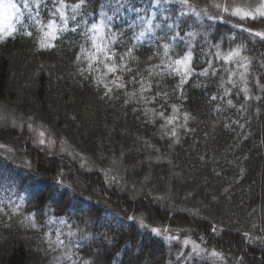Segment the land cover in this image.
<instances>
[{
  "label": "trees",
  "instance_id": "1",
  "mask_svg": "<svg viewBox=\"0 0 264 264\" xmlns=\"http://www.w3.org/2000/svg\"><path fill=\"white\" fill-rule=\"evenodd\" d=\"M44 2L52 8L51 0ZM149 4L86 0L55 40L24 19L0 41V107L40 123L91 165L37 148L27 127L0 122V143L29 165L22 176L4 169L0 158V264H52L51 232L65 239V264H179L174 245L153 228L188 232L219 253L221 264H264V40L243 30L264 32V18L207 19L201 12L212 13L208 0H189L206 18L202 25L189 9L181 16L178 2L154 19ZM133 9L152 19L142 43L134 36L147 25ZM32 15L47 20L43 5ZM102 16L112 17L115 73L82 52L93 51L88 29ZM176 33L183 39H174ZM166 44L173 45L168 55ZM238 45L247 72L213 55ZM189 51L194 72L181 83L167 64ZM222 64L230 71L220 70ZM204 69L208 75H199ZM245 87L247 93L240 91ZM175 109L186 119L176 139L159 116ZM112 166L122 170L128 190L106 181L104 170ZM57 176L70 192L59 188Z\"/></svg>",
  "mask_w": 264,
  "mask_h": 264
},
{
  "label": "snow or ice",
  "instance_id": "2",
  "mask_svg": "<svg viewBox=\"0 0 264 264\" xmlns=\"http://www.w3.org/2000/svg\"><path fill=\"white\" fill-rule=\"evenodd\" d=\"M52 2V8H48L47 3L44 2V0H32V3L29 2V0H20V3L15 2V0H0V17L3 18V20L8 21V23L4 25H0V41H2L6 37L12 36L18 29L16 28L15 24H13L11 21L13 18H15L16 21L21 23V26H23L24 19L33 20L34 24H41L42 28H46L47 31L44 32V37L47 40L50 38L51 40H55L57 38L58 33H63L64 31L69 30L68 29V22L69 20H76V14L78 13V10L84 5L86 0H79V3L75 4H67L65 3V0H51ZM181 5V16L187 15L188 13L184 11V9H189V11L192 12V14L197 15L194 10L191 9V6L189 4V0H176ZM33 5L39 9L41 5L45 8L47 11V20L46 22L43 20L38 19L39 13L37 14V17H33L32 15V8ZM217 8H220V5H214ZM70 9L73 15L69 16L67 14V10ZM133 11H136L138 13V19L141 21L142 24H146L147 27L139 32V34L134 36V40L138 43H142L146 33H152L153 26H152V19L145 20L143 17L139 16V10L133 9ZM224 12H228V8H223ZM25 13H27V16L25 17ZM255 15H253L250 12H241L239 9L232 11L230 14L238 16L240 19H252L255 20L257 18H264V4H262L260 7L255 9ZM155 14H153L154 19ZM210 19L212 17H209ZM112 17H106L105 19H102L99 23H93L91 27L88 29V33H92V35L87 36V40L90 43V48L93 50L91 54H88V51L86 49L82 48V52L85 54L86 58L92 61H95L97 64H102L106 69L108 73H115L117 71V65L115 63V60L117 59V53L113 51L112 45H114L116 41L115 33H113L110 29ZM155 27H160V25H155ZM169 28H172V25H168ZM105 29H109L108 31H105ZM244 31H248L250 35H254L256 37H259L261 40H264V33L262 32H252L250 29H243ZM71 31H76V28H72ZM28 35H31L29 32ZM189 35H194L192 33H189ZM174 39L182 40L183 38L179 36V33H176ZM42 46L44 47H53L54 45L51 43H42ZM135 47V44L133 45V48ZM173 45H164V54L168 55L169 49L172 48ZM218 48V46H216ZM242 45H238L235 49H231L227 53H220L217 51L213 55L216 57L217 60H222L225 63H238V58L240 57V51L242 49ZM132 52V48L129 49V52L127 55H130ZM120 60H123V56L118 57ZM246 59V58H245ZM106 61H109L111 63H106ZM192 64V55L191 52H187L184 56L174 59L170 61L167 64L168 74L169 75H176L181 77V83H185L187 78L191 76L194 72V69L191 67ZM91 67V65H90ZM239 67L244 68L245 72H247V64H239ZM224 71H230L227 69H224L223 64L221 65V69ZM213 75L217 74V70H214ZM232 75H235V72L231 73ZM199 75H208V70L204 69L202 70ZM241 77L243 78L244 73H240ZM135 80V78H133ZM228 83L232 84L235 88L236 85L233 83V81L229 78L227 81ZM118 87H124L123 84L118 85ZM111 91V89H109ZM240 91L247 93V88H242ZM227 95H231L232 93L229 90H226ZM212 99H216L215 96L212 97ZM228 104L231 105L232 101L229 100ZM161 116H163V113H160ZM172 122V118H169L168 123ZM41 137L44 136V133L41 132L39 134ZM173 136H175V131L172 133ZM40 144H44L45 140L40 139ZM0 147H3L0 145ZM3 209L0 208V211ZM134 219L133 217H129V220ZM63 223V221H61ZM35 226V225H33ZM141 227H146L143 223H141ZM151 231L156 235H161V230L157 228L151 229ZM213 231L215 232V228H213ZM164 232H167V229L164 230ZM248 234L245 233V236ZM169 240H178L179 237L177 236H168L166 237ZM52 243H55L57 245H63L64 241L60 239V234L57 233L56 240L52 241ZM185 247H187L188 244L193 243L189 240H185L184 242ZM199 246H193L191 249V253L188 255V258H194L201 255L200 251H198ZM183 256L184 253H181ZM211 257L214 259H222L223 257L217 253L215 250L212 251ZM67 259H71V257H67Z\"/></svg>",
  "mask_w": 264,
  "mask_h": 264
},
{
  "label": "rangeland",
  "instance_id": "3",
  "mask_svg": "<svg viewBox=\"0 0 264 264\" xmlns=\"http://www.w3.org/2000/svg\"><path fill=\"white\" fill-rule=\"evenodd\" d=\"M15 2L20 3V0H15ZM30 3H32V0H29ZM173 2H176V0H150L149 4V9L150 12L153 14L164 7H166L168 4H173ZM209 4L208 6L211 7L210 11L212 13H203L207 19H210L209 17H212L214 19H217L219 21H229L230 23L234 24L233 21L229 20L228 18L231 16L230 13L232 11H235L239 9L242 13L243 12H250L253 15H255V9L260 7L262 4H264V0H208ZM214 5H220V8L215 7ZM35 6L33 5V8ZM227 7L228 12H224L223 8ZM32 8V9H33ZM192 10L195 11L194 8H191ZM182 9H180L181 11ZM151 14V15H152ZM105 16V13H103ZM102 16L100 21L102 19H105V17ZM153 16V15H152ZM202 15L198 14L197 16V21L204 25L206 22L204 19H206ZM99 21V22H100ZM13 24H15L16 20L13 18L11 21ZM98 22V23H99ZM8 23V21L3 20L2 17H0V25H4ZM107 31V29H105ZM264 33V32H262ZM48 41H51L50 38L47 39ZM246 58V59H245ZM108 63V62H107ZM239 64H249V61L247 57H245L243 54L240 53V57L238 58V63ZM249 67V66H248ZM247 67V71L248 68ZM159 116L162 118V123L161 127L163 131L170 136H173L172 133L175 131V136H173L175 139L178 136V132L183 127V125L186 123L185 116L181 114L177 109L172 110V112L168 114H164L163 116ZM169 118H172V122L168 123ZM0 122L2 123H10L12 125H17L18 127H27V129L30 132L32 143L34 146L37 148H42L45 150H48L51 154L53 155H67L73 160H76L79 162V164L85 168L90 169L91 165L88 162V160L82 156L81 154H78L73 150V148L68 144V142L64 139H58L55 137L50 131H48L45 127H43L40 123H37L35 120L32 118H26V119H21L17 118L16 116L10 114L6 109L0 107ZM43 132L44 136L41 137L39 134ZM44 139L45 143L40 144L39 140ZM3 147H0V158L2 159V162L6 163L7 166L4 169H8V167H12L13 171L20 172L22 176H26L29 171L28 167L29 165L26 163L24 158L20 155V153H16L15 149L12 148V146L0 143ZM13 174V173H12ZM104 175L105 179L109 184L116 185L117 187L123 189V190H128L129 186L126 183L124 174L122 170L118 166H112L110 168H107L104 170ZM57 185L59 186L60 189L67 190L70 192V189L66 188V184L62 181L61 182V177L57 176ZM161 230V236L165 237V239L170 243V245H174V250H175V256L179 262V264H201L202 261L205 259H209L213 264H221V259H214L211 257L212 250H208L205 248L203 244L200 242L194 240L191 235L188 232H172L168 228H158ZM167 229V232L165 233L164 230ZM60 234V233H59ZM56 233H50L47 236V244H48V249L50 251V257L52 259V264H65L64 259V253L66 252L64 249V244L63 245H57L55 243H52V241L56 240ZM168 236H177L179 237L178 240H169L166 237ZM60 239L65 241L64 237L62 234H60ZM189 240L193 243H190L185 247L184 241ZM193 246H199L198 251H200L201 255L198 257L194 258H188V255L191 253V249ZM181 253H184L182 256Z\"/></svg>",
  "mask_w": 264,
  "mask_h": 264
}]
</instances>
